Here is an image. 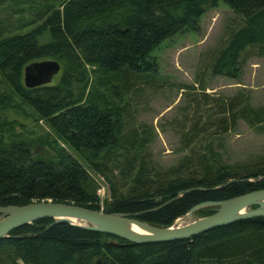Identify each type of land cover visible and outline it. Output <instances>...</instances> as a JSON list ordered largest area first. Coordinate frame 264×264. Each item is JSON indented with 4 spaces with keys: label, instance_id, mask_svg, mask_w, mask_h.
Returning a JSON list of instances; mask_svg holds the SVG:
<instances>
[{
    "label": "trees",
    "instance_id": "trees-1",
    "mask_svg": "<svg viewBox=\"0 0 264 264\" xmlns=\"http://www.w3.org/2000/svg\"><path fill=\"white\" fill-rule=\"evenodd\" d=\"M7 1L25 2L0 0V5ZM40 2L41 21L28 31L4 35L0 26V77L6 86L0 90L1 206L50 200L106 213H140L139 220L165 227L196 203L264 188V179L255 180L264 175V160L226 164L211 142L196 150L200 135L207 133L197 121L182 136L188 154L177 164L149 174L147 164L137 161L139 134L127 126V100L122 101L139 80L151 83L150 52L174 34L195 31L204 11L220 2L239 24L227 27L223 42L209 54L207 67L211 74L236 78L251 55L264 57V0ZM43 32L49 39L39 42ZM40 59L57 61L59 74L55 81L27 88L22 69ZM215 101V115L208 125L219 132L230 131L238 119L264 130V103L251 106L242 90ZM23 107L49 131L25 135L24 124L14 118L21 112L28 116ZM36 146L45 147L49 155L35 154ZM118 149H124L118 155L124 154L125 171L132 177L125 192H112L99 208L85 165L101 172L100 166L105 167L106 159L115 157ZM241 178L252 181L219 186ZM211 208L195 212L204 216ZM50 222L38 219L0 238V264H264V216L186 239L146 243Z\"/></svg>",
    "mask_w": 264,
    "mask_h": 264
},
{
    "label": "rangeland",
    "instance_id": "rangeland-1",
    "mask_svg": "<svg viewBox=\"0 0 264 264\" xmlns=\"http://www.w3.org/2000/svg\"><path fill=\"white\" fill-rule=\"evenodd\" d=\"M43 11L40 0L3 3L0 5V26L6 30L4 35L28 31L40 23L38 17ZM238 22L221 2L208 8L198 18L195 31L174 34L150 52L147 61L154 65L151 83L142 84L143 80H139L136 89L123 96L122 101L127 100V126L135 128L139 134L137 161L142 159L147 164L149 174L177 164L188 154V149L182 146V136L193 121L207 127V133L200 135L196 150L201 151L202 145L211 142L213 151L226 164L249 165L264 160V130L250 127L240 119L224 133L216 130L214 125H208L214 118L215 99L219 97L242 90L251 106L264 103L263 56L251 55L240 66L234 79L211 74L207 67L209 54L221 45L227 27ZM48 39V33L43 32L38 40L46 42ZM58 74L59 71L51 81H55ZM4 86L0 77V90H4ZM23 108L28 116L21 112L20 116L9 118H17L24 124L25 135L34 137L49 131L42 120L33 121L30 110ZM121 144L124 148V134ZM123 150H116L115 157L106 159V156L105 167L100 166L101 172L83 163L90 186L98 197L99 208L110 199L112 192H125L129 185L132 174L125 171L124 154L118 155ZM34 152L42 157L49 155L45 147L36 146ZM200 217L193 211L177 221L184 224Z\"/></svg>",
    "mask_w": 264,
    "mask_h": 264
},
{
    "label": "water",
    "instance_id": "water-1",
    "mask_svg": "<svg viewBox=\"0 0 264 264\" xmlns=\"http://www.w3.org/2000/svg\"><path fill=\"white\" fill-rule=\"evenodd\" d=\"M58 70L59 64L53 59L31 61L22 69V84L27 88L47 84ZM260 179H264V175L258 176L255 180ZM235 181L252 180L248 178L232 179L219 186ZM204 206L212 207V212L178 226H173V221L170 225L161 227L139 220L137 216L140 213H106L102 210L50 200L31 201L24 205H0V238L7 237L10 231L23 224L46 218L51 220L48 225L66 222L132 243L186 239L237 220L264 216V188L254 189L223 200L196 203L176 219ZM72 219L78 223H73ZM129 225L136 227L142 233L129 230L127 227Z\"/></svg>",
    "mask_w": 264,
    "mask_h": 264
},
{
    "label": "bare ground",
    "instance_id": "bare-ground-1",
    "mask_svg": "<svg viewBox=\"0 0 264 264\" xmlns=\"http://www.w3.org/2000/svg\"><path fill=\"white\" fill-rule=\"evenodd\" d=\"M178 219H179V218H178ZM178 219H175V220H174V222H173V224H172L173 226L181 225V224L178 223V221H177ZM71 221H72L73 223H78L76 220H73V219H72ZM79 223H82V222H79ZM127 227H128L129 230H131V231H133V232H136V233H142V231H140L139 229H137V228L134 227V226L129 225V226H127Z\"/></svg>",
    "mask_w": 264,
    "mask_h": 264
}]
</instances>
